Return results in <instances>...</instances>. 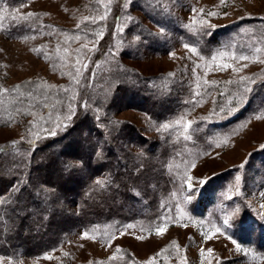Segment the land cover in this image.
<instances>
[{"label": "trees", "instance_id": "trees-1", "mask_svg": "<svg viewBox=\"0 0 264 264\" xmlns=\"http://www.w3.org/2000/svg\"><path fill=\"white\" fill-rule=\"evenodd\" d=\"M18 1L1 0L9 8ZM113 2V21L109 20V25L113 23L108 27L111 31L115 21L129 14L124 9L127 0ZM134 4L144 17H133L132 23L125 17V21L136 40L110 42L108 30L109 36L96 42L97 52L89 69L80 75L73 71L63 87L43 84L39 90L35 89V93L47 98L45 101L23 96L21 86L17 90L13 85L7 91L8 96H16L17 100L15 105L2 107L4 116H0V124H10L15 118L23 120L21 116L27 112L23 111L24 115L14 108L29 101L33 108L26 118L31 116L36 127L28 135L13 140L17 144L11 141L0 146V257H41L61 247L68 236L80 230L98 232L104 239L128 225L153 231L186 220L206 223L213 211L217 220L225 223L223 212L237 199L227 196L235 174L222 173L210 178L202 189L191 190L187 186L188 171L193 162L215 147L220 127L228 130L230 119L235 122L264 110L260 109L264 85L255 88L245 105L238 106L226 119L228 122L203 121L198 126L201 132L193 127L191 136L182 134L176 119L190 109L184 94L193 90L183 88L170 75L143 74L128 66L124 59L134 58L142 51L166 53L180 38L190 41L198 52L209 57L221 47L220 36L254 21L230 23L219 31L191 29L159 0H135ZM22 17H11L8 13L4 31L17 37L36 32L41 26L35 15ZM150 24L160 29L155 30ZM85 25L78 33L83 35L81 39L97 37L103 27L101 21H88ZM258 29L264 30V25ZM165 30L176 37L170 39ZM3 98L6 100V95ZM45 108L49 114L42 115ZM127 108L145 112L152 126L143 129L118 118L117 114ZM149 131L152 134L147 135ZM256 173L259 178L264 177L259 170ZM203 196L210 197L206 211L200 206ZM234 214L237 220H243L239 227L244 225L243 215L248 213L234 210ZM246 235L247 232H242L241 241L256 244L264 253L262 235L256 234V238ZM102 264L143 263L125 249L116 259Z\"/></svg>", "mask_w": 264, "mask_h": 264}, {"label": "rangeland", "instance_id": "rangeland-1", "mask_svg": "<svg viewBox=\"0 0 264 264\" xmlns=\"http://www.w3.org/2000/svg\"><path fill=\"white\" fill-rule=\"evenodd\" d=\"M113 1L20 0L9 8L0 0V89L8 91L13 85L21 86L24 90L21 93L23 96L45 101L47 98L41 93H35V89L39 90L43 84L53 88L63 87L67 85L68 76L70 77L76 68L80 70L79 75L89 69L90 60L97 52L96 42L101 38L97 36L93 39H81L83 35L78 33L86 26L85 23L91 21H85V17H95L96 22L103 23L100 29L102 38L108 37L107 32L111 31L108 27L113 23L109 25V20L113 21ZM134 1L127 0L125 3L124 9L128 10L130 15L114 22L110 42L116 40L117 44L124 43L125 38L128 43L131 39L136 40L127 30L129 23L125 21L127 18L132 23L133 17H144L142 12L135 8ZM159 1L168 7L180 23L191 29L204 27L209 31H219L230 23L254 21L253 24L246 23L237 28L236 32L220 36L221 47L209 57L198 52V48L190 41L180 38L166 53L158 55L142 51L134 58L124 59L128 66L143 74L170 75L176 77L183 88L193 90L184 94V101L190 109L186 107L188 110L176 119L177 125H181L182 134L191 135L193 127L201 132L202 128L198 126L203 121H211L214 124L228 122L226 119L234 114L238 106L245 105L244 102L255 88H263L264 85V63L254 62L256 57L264 60V51H256L258 48L264 49V30L258 29L260 25H264V0H226L223 5L221 0ZM208 12H215L217 15L209 16ZM8 13L11 17H25L28 13H33L36 19L42 22L41 26L36 32L10 36L3 29ZM101 16H106V19H99ZM46 22L50 24L47 25ZM150 27L160 29L154 24H150ZM165 33L170 39L176 37L169 30H165ZM120 35L122 36L119 37ZM72 37L79 39L71 40ZM82 45L87 47L82 48ZM190 49H195V52ZM241 56L250 59L241 60ZM213 57L216 59L213 60ZM77 59H80V64H76ZM106 63L103 61L104 66H107ZM225 64L231 67L225 70ZM234 68L241 70L233 71ZM244 77L254 82L242 80ZM246 88L250 91H245ZM7 91L0 93V116H4L2 107L16 104L14 101L17 97L8 96ZM5 95L6 100L3 98ZM24 103L14 109L22 112L21 114L28 113L33 108L32 104L29 101ZM260 105H263L260 109H264V101ZM45 106L49 107L47 104ZM47 108L42 110V115L49 114ZM27 113L26 116H21L23 120L15 118L10 124H0V146L33 131L32 128L36 126L32 125L31 116L26 118ZM262 113L264 110L250 118L244 116V121L242 118L235 122L230 119L228 130L224 127L218 129L216 135L218 134L219 138L215 147L195 161V167L191 166L188 171L187 186L191 190L202 189L210 178L222 173L232 171L233 175L235 174L228 187L227 196L237 199L235 204L229 206V210L223 212L225 223H220L213 211L211 220L206 223L186 220L174 226L166 225V231L162 235H157L156 229L145 231L135 226H127L116 231L113 236L102 239L98 232L80 230L68 236L61 247L41 257H0V264H102L108 262L114 254H119L116 253L117 248L122 251L129 250L143 264L150 258H155L154 264H185V261L186 264H264V253L258 250V246L241 241L242 232H247V237L256 238L255 235L260 234L264 238V177L259 178L256 173L259 170L264 176V148H261V145H264V119L255 118ZM225 114L228 116H222ZM117 116L143 129L152 126L147 114L140 110L127 108ZM189 124L191 127L186 128L185 125ZM146 134L152 133L149 131V134ZM242 163L244 166L240 167ZM209 202V196L200 198V206L204 211L209 208ZM234 210L248 213L243 215L244 225L239 227L243 220L235 218ZM216 229H219V232H216ZM84 233L94 238H82ZM232 233L239 234L234 236ZM202 234L211 235L212 238L205 241ZM173 241L178 248L172 245ZM261 247L264 248V239ZM201 248L205 249L204 255H201ZM162 249L167 251L157 256ZM207 249H212V253L208 254Z\"/></svg>", "mask_w": 264, "mask_h": 264}, {"label": "snow or ice", "instance_id": "snow-or-ice-1", "mask_svg": "<svg viewBox=\"0 0 264 264\" xmlns=\"http://www.w3.org/2000/svg\"><path fill=\"white\" fill-rule=\"evenodd\" d=\"M108 2L111 3V0H108ZM225 3H226V0H221V4H222V5L225 4ZM201 11H203V10H201ZM33 15H34L33 13H28V14H27V17H32ZM207 15H209V16H215V15H217V13H215V12H208ZM27 17H22V18H27ZM99 19H106V16H101V17H99ZM84 20H85V21L91 20L92 23H95V22L97 21V18H95V17H85ZM0 27H2V24H0ZM77 27H79V25H77ZM96 35H97L99 38H102V37H103V33H102V32L97 33ZM74 39H79V37H74ZM86 47H87V45H82V48H86ZM185 47H188V46L185 45ZM89 50H92V49H89ZM190 50L193 51V52H195V49H190ZM35 51H39V50H35ZM65 51H66V50H65ZM77 51H79V50H77ZM256 51H257V52H261V51H264V49H260V48H258V49H256ZM221 55H223V54H221ZM215 59H216V58L213 57V60H215ZM239 59H241V60H248V59H250V58L247 57V56H241V57H239ZM254 62L264 63V60H259V57H256V58L254 59ZM80 63H81L80 59H77L76 64H80ZM74 67H75V65H74ZM84 67H86V65H84ZM229 67H231V65H227V64L223 65V69H225V70H226L227 68H229ZM245 67H246V65H245ZM240 70H241V69H236V68L233 69V71H240ZM79 71H80L79 68H76L77 75H79ZM242 80H249L250 82H254V81H251L250 78H247V77L242 78ZM49 87H51V86H49ZM18 88H19V86H17V90H18ZM6 91H7L6 89H0V93H2V92H6ZM245 91H250V89H247V88H246ZM255 118H256V119H264V113H262L261 115L256 116ZM66 119H70V116H69V117H66ZM189 126H190V124H189V125H185L186 128L189 127ZM163 127H164V128H167V127H169V125H164ZM17 143H18V141H13V142H12L13 145H15V144H17ZM261 148H264V145H261ZM191 166H192V167H195L194 162L192 163ZM243 166H244V164L242 163V164L240 165V167H243ZM190 179H191V177H189V180H190ZM237 180H239V177H237ZM97 183H102V182H101V181H98ZM189 187H191V184H189ZM0 203H2V201H0ZM128 227L131 228V227H133V225H128ZM165 231H166V226L158 227V228L156 229V234H157V235H162ZM216 232H219V229H216ZM202 235H204V240H205V241H207V240H209V239L212 238V236H211V235H208V234H202ZM213 235H214V233H213ZM82 238H94V237H88V234H87V233H84ZM137 238H138V239H144V237H137ZM172 245H173V246H176L177 248L179 247V246L176 244L175 241L172 242ZM109 246H110V245H109ZM237 250H239V245H237ZM121 251H122V250H121L120 248H117V249H116V253H117V254L120 253ZM166 251H167V249H162L160 253H157V256L161 255L162 253H164V252H166ZM206 251H207L208 254H211L213 250H212V249H207ZM200 252H201V255H204V254H205V249L201 248V249H200ZM46 258H51V257H46ZM116 258H117V255L114 254V255H113L112 257H110L109 259H110V260H114V259H116ZM154 259H155V258H150V260H149L148 262H146V264H154ZM185 264H186V261H185Z\"/></svg>", "mask_w": 264, "mask_h": 264}]
</instances>
